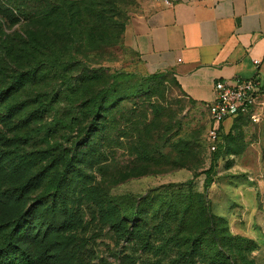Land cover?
Segmentation results:
<instances>
[{"label": "trees", "instance_id": "obj_1", "mask_svg": "<svg viewBox=\"0 0 264 264\" xmlns=\"http://www.w3.org/2000/svg\"><path fill=\"white\" fill-rule=\"evenodd\" d=\"M13 1L12 7L0 6L7 20L20 24L17 32L0 34V264H80L72 249L80 221L78 190L93 197L98 217L124 240L149 244L153 233L163 234L179 263L250 264L253 239L233 234L208 196L218 162L228 170L232 156L243 152L245 143L234 144V132L250 118L239 115L227 133L222 128L213 151L217 161L203 171V190L195 174L178 190L160 187L136 200L105 197L99 187L87 188L89 171L103 162L104 147L119 128L117 113L137 99L164 96L162 75L136 78L101 67L74 77L81 56L124 46L127 20L116 15L119 0H33L35 8L32 0H5ZM51 74L64 88L49 101ZM64 101L75 109L62 126H86V134L68 148L50 141L60 129L45 124L54 103ZM44 139L46 147L40 144ZM190 153L189 146L178 149L181 167L190 164ZM164 156L171 160L170 153ZM142 158L144 165L157 161L144 151Z\"/></svg>", "mask_w": 264, "mask_h": 264}, {"label": "rangeland", "instance_id": "obj_2", "mask_svg": "<svg viewBox=\"0 0 264 264\" xmlns=\"http://www.w3.org/2000/svg\"><path fill=\"white\" fill-rule=\"evenodd\" d=\"M119 1L120 11L116 15L125 17L127 26L132 13L143 0ZM13 3L16 2L7 4L5 0H0V6L12 7ZM31 3L35 8L36 1ZM19 29V23L12 24L0 13L1 35L13 34ZM81 59L83 62L74 77L84 68L93 71L103 67L110 73H130L136 78L161 74V83L165 87L164 96H154L145 102L137 99L136 104L127 103L122 112L117 113L119 128L112 135L110 144L104 147L103 162L97 169L89 171L91 177L86 181L87 188L99 187L105 197L120 201L128 198L136 200L160 187L176 185L174 189L178 190L180 184L189 182L197 174L195 185L203 190V171L217 161L210 148L209 103L200 104L189 98L173 71H139L136 57L124 46L118 45L102 53L91 52L87 57L81 56ZM50 78L51 83L46 84L49 101L64 88L62 79H57L54 74ZM133 80L136 79L133 78L127 85H131ZM53 107L45 124L60 130L50 137V141L68 148L86 134V126L82 124L74 126V129L62 126L75 109L68 101L56 102ZM155 108L158 113L153 112ZM257 136H264L263 125L243 121L234 132V144H244L247 139ZM180 139L184 143L172 146ZM224 139L221 138V142ZM40 144L46 147V140ZM181 146L191 148L190 158L186 161L190 164L185 167L178 164L182 161V156L178 154ZM257 149L256 157L255 153H251L247 157L234 158V164L228 170H224V163L219 161L216 166V170L220 171L217 182L208 191L212 210L228 219L232 233L253 239L254 250L248 252L247 257L250 264H264V140ZM143 151L157 161L144 165ZM167 153H170L171 160L165 159ZM133 175L136 176L132 178ZM86 194L78 190L80 200L74 199L80 221L73 233L72 249L80 264H183L178 262L177 251L168 246L163 234L153 233L149 244L122 239L98 217L93 197L90 194L84 196Z\"/></svg>", "mask_w": 264, "mask_h": 264}, {"label": "crops", "instance_id": "obj_3", "mask_svg": "<svg viewBox=\"0 0 264 264\" xmlns=\"http://www.w3.org/2000/svg\"><path fill=\"white\" fill-rule=\"evenodd\" d=\"M124 47L139 71H173L189 98L210 103L219 80L258 76L264 83V0H143L126 26ZM233 123L227 119L224 132ZM262 140L247 139L233 159L256 157Z\"/></svg>", "mask_w": 264, "mask_h": 264}, {"label": "built area", "instance_id": "obj_4", "mask_svg": "<svg viewBox=\"0 0 264 264\" xmlns=\"http://www.w3.org/2000/svg\"><path fill=\"white\" fill-rule=\"evenodd\" d=\"M254 63L258 65L259 60ZM215 98L209 103L208 112L211 120L209 128L210 148L217 149L220 132L229 118L245 115L253 123H260L264 115V83L253 78L236 77L229 81L219 80L214 86Z\"/></svg>", "mask_w": 264, "mask_h": 264}]
</instances>
